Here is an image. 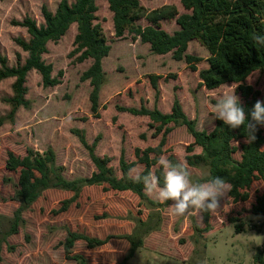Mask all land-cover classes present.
<instances>
[{
    "label": "rangeland",
    "instance_id": "rangeland-1",
    "mask_svg": "<svg viewBox=\"0 0 264 264\" xmlns=\"http://www.w3.org/2000/svg\"><path fill=\"white\" fill-rule=\"evenodd\" d=\"M138 1L147 11L173 5L179 14L184 13L179 0ZM58 2L0 0V55L6 58L7 66H16L17 56L21 64L26 58L15 40L27 41L29 37L15 23L29 17L40 25L41 7L45 5L53 12ZM95 3L97 23L111 48L102 63L106 81L99 92L97 114L91 111L89 82L80 80L92 61L77 63L79 54H72L76 25L58 43H49L48 52L43 55L44 62L52 65V76L62 74L58 86L45 88L40 75L29 72L25 83L29 106L20 107L10 117L11 107L6 99L12 96L14 79L0 82V239L9 231L19 207L14 200L18 173L6 169L7 153L22 158L27 150L42 153L51 149L66 180L89 178L95 169L88 150L80 142L83 136L89 146H94L95 155L106 158L116 177H120L121 157L128 163L136 162L137 149L154 148L161 140V135L153 136L147 117L132 115L125 109L156 108L168 114L177 99L196 129L210 132L216 121L212 109L222 93L235 91L243 103L236 84L227 83L211 91L199 86L198 71L207 68L208 53L197 41H191L186 51L201 59L195 63L197 71L193 72L184 61H174L171 54H152L147 44L133 41L131 34L116 38L107 3L105 0ZM136 25L143 27L147 22L139 20ZM159 28L172 34L178 26L175 20H170L160 22ZM151 77H157V89ZM243 84L264 96V72H253ZM169 126L172 130L161 156L185 162L186 148L193 139L184 126ZM233 144L239 148L240 143ZM199 152V148L194 149V153ZM233 158L240 160L239 150ZM142 168L136 165L133 169L140 172ZM189 171L192 181L207 175L204 169L189 168ZM262 191L264 181L259 180L250 187L245 202H234L227 194L221 197L217 213L210 217L211 230L199 236L193 232L191 221L194 219L203 227L200 213L177 217L170 208L173 202L160 203L155 194L147 197L159 207L141 204L129 192L87 187L61 211L62 202L72 194L47 190L21 214L17 233L1 243L0 264H80L66 258L63 244L69 233L101 240L109 238L107 244L92 250L79 240L71 249V257L80 256L87 264H120L129 249L124 237L134 232L139 236L144 230L148 233L143 237L142 247L135 250L126 264H258L255 255L259 249L264 257V216L253 215L251 206ZM140 220L146 225L142 227Z\"/></svg>",
    "mask_w": 264,
    "mask_h": 264
},
{
    "label": "trees",
    "instance_id": "trees-1",
    "mask_svg": "<svg viewBox=\"0 0 264 264\" xmlns=\"http://www.w3.org/2000/svg\"><path fill=\"white\" fill-rule=\"evenodd\" d=\"M151 1V0H150ZM112 13V24L116 38H122L125 33L131 34L132 40L147 44L152 54L164 56L171 54L174 61H184L188 68L197 71L195 63L201 59L186 54L188 44L197 41L208 53L207 68L198 71L199 86L211 91L224 84L238 85V92L243 99L240 103L248 119L257 100L264 101L260 92L253 90L243 83L253 72H264V46L255 45L251 36L253 33L264 34V0H179L184 13L179 14L173 5L147 11L138 0H105ZM97 6L95 0H59L55 10L51 12L45 5L41 7L43 23L38 25L29 17L15 25L26 30L28 40L16 39L17 46L26 53L24 63L17 56L16 66H7V60L0 55V82L14 79L11 90L12 96L6 99L10 105V117L20 108H27L25 99L27 89L26 77L35 71L41 77L42 86L52 88L60 84L61 73L52 76V65L46 64L43 55L47 54L49 43H58L72 25H76L73 41V55L79 54L77 63L91 60L89 68L81 75V81H88L91 87L89 100L91 111L97 114L99 108V92L105 84L103 60L108 57L110 46L103 35L102 28L97 23ZM139 20L147 22L146 26L136 25ZM175 20L178 29L169 34L159 28L162 21ZM157 77H151L155 89ZM135 116H145L150 120L153 136L161 135L158 146L136 150V162L128 163L123 157L119 159L121 176L116 177L108 166L106 158H100L94 153V146H89L83 136L81 144L88 150L94 166V172L89 178L66 180L62 168L55 164V155L51 149L42 153L27 150L24 157L19 158L11 152L7 153L5 167L9 172L18 173L17 189L14 200L19 207L11 220L9 231L0 239L1 243L10 235L17 233L21 222V214L32 206L47 190H62L72 194L69 200L62 202L61 211H65L74 203L87 187H105L108 191L129 192L139 199V203L150 207H159L145 194L142 183H134L130 178V169L142 165V175L149 172L159 178L163 186V169L158 160L163 154L162 148L167 135L173 126H184L191 135L193 142L186 148L185 162L188 168L204 169L207 175L195 178L193 182H205L220 176L230 185L227 196L234 202H245L249 199V189L255 181H264V125H256V139L246 143L247 129H232L223 121L216 119L210 132L198 131L195 122L184 114L177 99L173 101L171 111L163 114L156 108L149 110L125 109ZM238 142L239 148L233 143ZM199 148L198 154L194 149ZM240 151V160L233 155ZM173 163H179L173 156L167 158ZM154 168V169H153ZM221 198H219V202ZM170 201L165 202L168 204ZM255 216H264V191L255 197L251 206ZM203 227L193 219L192 230L201 236L211 230L208 212H201ZM142 227L146 222L139 221ZM145 228V227H144ZM239 232V226L235 227ZM143 230V229H142ZM137 236L135 232L124 239L129 243V249L120 264H126L134 255L137 248L142 247L143 237L148 231ZM82 240L88 249L99 248L108 243L109 238L94 239L76 233H69L63 244L66 258L80 264H87L80 256L71 257V249L75 242ZM258 264H264L262 251L255 255Z\"/></svg>",
    "mask_w": 264,
    "mask_h": 264
},
{
    "label": "clouds",
    "instance_id": "clouds-1",
    "mask_svg": "<svg viewBox=\"0 0 264 264\" xmlns=\"http://www.w3.org/2000/svg\"><path fill=\"white\" fill-rule=\"evenodd\" d=\"M251 39L255 45L264 46V34L253 33ZM212 113L213 119L223 121L232 129L241 126L246 128V143H252L256 139V125H264V101L255 102L249 120L235 91L222 93L213 106ZM158 164L163 169V186H160L159 178L151 172L142 175L136 169H130L129 178L134 183H142L145 194L150 197L155 194L160 203L172 201L170 208L177 217L192 212L216 214L219 198L231 190V185L220 176L205 182H193L186 162L173 163L161 156Z\"/></svg>",
    "mask_w": 264,
    "mask_h": 264
}]
</instances>
